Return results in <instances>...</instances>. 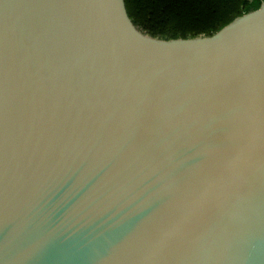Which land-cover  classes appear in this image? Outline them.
I'll return each mask as SVG.
<instances>
[{
    "label": "water",
    "instance_id": "95a60500",
    "mask_svg": "<svg viewBox=\"0 0 264 264\" xmlns=\"http://www.w3.org/2000/svg\"><path fill=\"white\" fill-rule=\"evenodd\" d=\"M0 264H264V0L179 37L0 0Z\"/></svg>",
    "mask_w": 264,
    "mask_h": 264
},
{
    "label": "trees",
    "instance_id": "16d2710c",
    "mask_svg": "<svg viewBox=\"0 0 264 264\" xmlns=\"http://www.w3.org/2000/svg\"><path fill=\"white\" fill-rule=\"evenodd\" d=\"M262 0H126L144 31L161 37L210 34Z\"/></svg>",
    "mask_w": 264,
    "mask_h": 264
}]
</instances>
